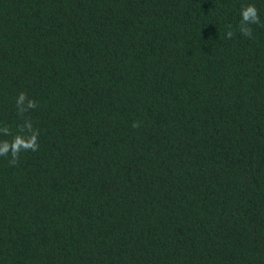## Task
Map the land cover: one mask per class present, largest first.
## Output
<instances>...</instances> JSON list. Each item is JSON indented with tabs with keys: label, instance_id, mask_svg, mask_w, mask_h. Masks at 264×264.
<instances>
[{
	"label": "trees",
	"instance_id": "16d2710c",
	"mask_svg": "<svg viewBox=\"0 0 264 264\" xmlns=\"http://www.w3.org/2000/svg\"><path fill=\"white\" fill-rule=\"evenodd\" d=\"M26 122L0 264H264V0H0V141Z\"/></svg>",
	"mask_w": 264,
	"mask_h": 264
},
{
	"label": "clouds",
	"instance_id": "9594fccd",
	"mask_svg": "<svg viewBox=\"0 0 264 264\" xmlns=\"http://www.w3.org/2000/svg\"><path fill=\"white\" fill-rule=\"evenodd\" d=\"M240 24L239 32L249 39L253 38V29L251 25L259 24L260 15L257 7L253 3H248L242 5L240 10ZM234 32L228 30L225 33L226 38H232ZM18 111L21 115L29 109H34L37 107V103L27 97L26 93L21 92L16 100ZM138 126V124H134ZM6 136L12 135L11 130L8 127L0 129ZM38 130H33L31 122H26L24 126L21 127L20 131L13 135L12 140H2L0 141V156H7L11 154L10 166H14L19 161V154L21 151H37L39 149L38 144Z\"/></svg>",
	"mask_w": 264,
	"mask_h": 264
}]
</instances>
